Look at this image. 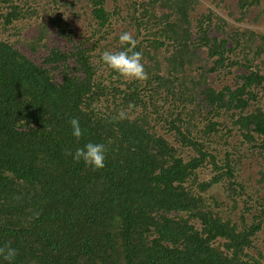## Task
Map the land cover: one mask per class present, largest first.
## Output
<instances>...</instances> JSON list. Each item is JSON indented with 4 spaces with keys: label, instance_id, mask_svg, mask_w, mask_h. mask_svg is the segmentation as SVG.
Segmentation results:
<instances>
[{
    "label": "trees",
    "instance_id": "trees-1",
    "mask_svg": "<svg viewBox=\"0 0 264 264\" xmlns=\"http://www.w3.org/2000/svg\"><path fill=\"white\" fill-rule=\"evenodd\" d=\"M107 1L85 6V36L58 12L76 0H0V247L17 250L15 264H264V200L252 201L258 193L241 176L254 162L264 188V30L231 26L201 0H135L143 11L115 34L121 14ZM130 29L144 80L100 60ZM107 101H121L126 118L106 113ZM88 141L105 144L103 168L65 155ZM215 184L227 204L205 196Z\"/></svg>",
    "mask_w": 264,
    "mask_h": 264
},
{
    "label": "rangeland",
    "instance_id": "rangeland-1",
    "mask_svg": "<svg viewBox=\"0 0 264 264\" xmlns=\"http://www.w3.org/2000/svg\"><path fill=\"white\" fill-rule=\"evenodd\" d=\"M45 1V0H44ZM59 2L61 0H58ZM203 2H207L208 5L210 7H213L216 12L219 14H221L222 16H224L227 21L229 22V24L231 26H235L241 29H253L256 32H259V34H262V30H264V3L263 5L261 4V6H256L253 5L247 9H239L237 7L238 4V0H201ZM77 3V5H76ZM76 3H74L73 5L67 3L65 5L60 6L58 12L61 13V18L64 21V23L66 24L65 29H72L74 31H79L81 33H83L85 36H88L91 34L90 32V28L87 27V25L89 24V21L92 19L90 13H88V8L86 9V7L91 5V0H76ZM106 8L111 12L112 17H115L116 15L114 14V7L116 6L117 11H119L121 14L120 19L118 18L114 24V28H115V34L117 32L118 34V28H122L123 25V20L128 22L129 20V16L130 14L135 11V8H138L139 12L143 11V8L140 7L138 5V3L135 2V0H108L107 3L105 4ZM86 6V7H85ZM86 10V11H85ZM261 11V12H260ZM120 21L122 23H120ZM149 22H152L151 16L149 15ZM75 23V24H74ZM95 22L92 21L91 25L95 26ZM121 25V26H120ZM148 25V24H147ZM149 26V25H148ZM29 29L27 32L31 33V31H34V27L32 25L28 26ZM229 28V27H228ZM129 33L134 34L135 31L134 29H130ZM59 36V35H58ZM134 37V36H133ZM14 44L17 46V42L12 39ZM59 40H61V42H63V38L60 37ZM112 41V37H110V40ZM259 40H256L255 44L252 46L253 50L251 51L249 57L252 58V53L253 51L259 46ZM103 42V41H102ZM101 42V44H102ZM64 43V42H63ZM115 46V43H113ZM117 46V44H116ZM116 46L115 48L112 50H116ZM248 48V47H247ZM201 50H203V57L205 58V67L206 69L210 68L213 58L209 57V51H207V47L201 46ZM20 51H22L23 53H25L28 57L32 58L33 60H35V58H33V54H34V50H32L30 48L27 49L26 47H24V49L22 48ZM61 69V68H60ZM60 69H57L55 67H53L52 72H54V79L57 80L59 79V76H62ZM210 73V72H209ZM213 79V85L216 88H222L224 86V84L226 83V81L222 78V77H217V73H210L208 74V82ZM110 106V104L107 102H105L104 105V110L106 113L109 112H120V111H124L125 113H128L129 111L126 110L123 106V104L121 103V101H118L116 103L115 106H113L112 108L108 109ZM223 120L225 122H227L226 124L228 125V127H233V133H232V137L231 140L236 144V143H240L241 141V136L240 133L238 132V127L234 126L232 124V119L231 117H229L226 113L223 117ZM155 120H152V118H149V123H153ZM160 133H162V131H160ZM226 149L225 147H222V151H224ZM246 164L243 168H242V173L241 176L244 178V182L250 186V189L252 191H255L256 193H258L253 199L252 201H257L258 197L263 198L264 200V188H259L256 184V170L257 167L255 165V163H251L250 166H248V162L244 163ZM210 176V174H206L203 178L204 179H208ZM222 187H220V184H215L214 186L210 187L208 190H205V196H215V198H217V200L222 203L223 205L228 203V200L225 199V195L224 192L221 189ZM257 190V191H256ZM246 192H248V190H246ZM238 202H239V206L240 208L244 207V203L243 201L238 197ZM247 204H251V203H247ZM223 209H226V207L224 206ZM254 211V209H252V212ZM260 237L262 238L261 240H264V230L259 232ZM257 241L260 243L261 241L258 240V237H256ZM262 249L264 250V242L262 244Z\"/></svg>",
    "mask_w": 264,
    "mask_h": 264
},
{
    "label": "clouds",
    "instance_id": "clouds-1",
    "mask_svg": "<svg viewBox=\"0 0 264 264\" xmlns=\"http://www.w3.org/2000/svg\"><path fill=\"white\" fill-rule=\"evenodd\" d=\"M120 48L115 51L104 50L100 54L101 62L111 71L120 77L128 80H144L147 78L144 65L142 63V53L136 49L137 40L127 31H122L118 36ZM126 113L120 111L114 119L123 120ZM71 135L77 140L82 136V129L79 121L72 118ZM107 148L104 143L88 141L75 150H66L65 155L70 156L74 163H83L93 170L104 167ZM17 250L9 245L0 247V264H15Z\"/></svg>",
    "mask_w": 264,
    "mask_h": 264
}]
</instances>
